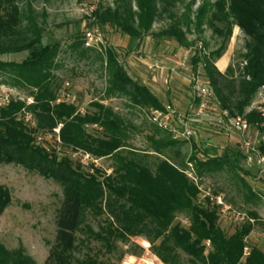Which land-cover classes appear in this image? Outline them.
Returning a JSON list of instances; mask_svg holds the SVG:
<instances>
[{"label": "trees", "instance_id": "obj_1", "mask_svg": "<svg viewBox=\"0 0 264 264\" xmlns=\"http://www.w3.org/2000/svg\"><path fill=\"white\" fill-rule=\"evenodd\" d=\"M113 1L114 7L99 4L92 10L87 28L109 25L131 39L151 34L158 39H174L180 47L187 48L184 45H188V40L179 20L156 33L152 31L155 20L176 0H137L136 9L132 0ZM22 3L26 4L25 9ZM197 19L198 27L208 25L221 42L209 54L196 52L192 57L193 69H202L201 75L209 81L213 98L221 108L228 109L231 115L241 114L259 87L264 86V0L208 1L200 8ZM235 26L248 37L246 52L242 54L245 64L240 68L237 84L229 81L231 65L224 73L216 66L227 50ZM43 33L31 0H0V54L28 52L22 61L0 60V85L25 89L26 96L34 100L27 104L11 98L0 107V164L23 166L63 187L56 237L45 264L97 263L92 256L82 260L74 256L77 232L82 230L88 214L104 219L98 230L87 225L85 239L101 242L109 250L118 241L127 243L131 237L142 236L152 242L153 252L165 264H184L179 251L187 254L189 264H264V250L258 246H249L250 254L243 259L246 239L255 224L234 225L229 234L223 230L219 207L209 197L200 199L199 184L176 162L179 150L174 148L177 142L171 133L154 125L155 135L149 139L159 160L152 169L136 150H129L127 126L112 107L93 101V110L81 112L75 102L57 101L63 90L53 70L58 66L61 44H43ZM79 48L83 56L94 51L84 46L81 35L72 44L73 50ZM100 59L109 73L108 96H124L142 109L163 107L150 87L129 75L114 50L107 48L106 56ZM26 113L32 115L35 125L26 121ZM247 118L264 133V117L259 112L253 111ZM160 131L166 132L168 139H157ZM47 135H52L54 142L45 138L40 141L41 136ZM58 148L72 154L83 150L96 158L113 157L115 164L111 172L95 165L86 167L68 155L60 156ZM193 149L195 154L189 162L195 163L199 176L228 164L242 170L237 159L231 161L227 153L210 154V148L198 147L195 142ZM261 150L264 153V141ZM242 180L249 199L257 197ZM11 200L9 189L0 185V215ZM178 213H188V227L175 222ZM249 214L259 223L257 212ZM0 264L35 263L23 248L8 251L0 243Z\"/></svg>", "mask_w": 264, "mask_h": 264}, {"label": "rangeland", "instance_id": "obj_2", "mask_svg": "<svg viewBox=\"0 0 264 264\" xmlns=\"http://www.w3.org/2000/svg\"><path fill=\"white\" fill-rule=\"evenodd\" d=\"M136 1L132 0L135 9ZM208 1L215 0H176L174 5H169L167 11L155 20L152 31L156 33L173 24L175 20H179L182 22L181 26L188 40V45L184 47H192L195 53H211L220 46L221 39L213 34L208 25L197 26L198 12ZM31 3L38 23L44 28L42 43L60 42L61 44L57 58L58 66L53 70L59 79L60 90L70 94L69 100L75 102L81 112L93 110L91 106L93 101H101L112 107L127 126L129 150H136L143 162L155 169L159 156L152 151L149 137L155 135L156 127L148 121L143 109L133 106L126 97L108 96L109 73L106 63L102 62L100 56H106L107 48L114 50L131 77L150 87L164 104L171 103L182 111H190V107L194 104L192 88L188 82L193 71V56L185 60L183 47H180L174 39H158L151 34L131 39L123 35L116 27L109 25L100 26L106 40L105 48L102 51L89 50L83 56L82 48L72 49L76 36L83 37L84 31L88 29V17L91 16L95 7L99 4L114 7V1L31 0ZM22 8H26L25 3H22ZM247 38L244 32L235 26L227 50L223 54L228 58V66H232L233 72L229 81L233 84L238 83L240 68L245 64L242 54L246 52ZM27 56L28 52L0 54V60L22 61ZM153 64L159 67L156 70L150 69ZM172 67L175 68L173 72ZM200 70L202 74V69ZM9 90L14 94L16 92L21 95L27 94L25 89L0 85V94L4 95L3 93L10 92ZM212 102L220 107L216 97L212 99ZM260 107L264 109V86L259 87L241 114L247 116L257 111L264 117ZM192 123L198 131V137L190 140L175 138L177 145L174 148L179 150L176 162L199 184L201 200L209 197L212 202L220 195L222 200L224 198L226 203L239 211L257 212L260 221L255 223V228L247 237V242L249 246H258L264 250V180L259 178L258 168L240 152L236 136L220 130L212 117H193ZM253 129L257 130L254 126ZM160 132L157 139H168L166 132ZM41 137L40 141L45 138L49 142H54L52 135ZM194 142L198 147L210 148V154L215 151L219 155L229 154L231 161L237 159L242 170L230 168L228 164L222 169L199 176L195 163L189 162L195 154ZM57 150L60 156L68 155L82 164L81 158L84 151L79 150V153L74 156L61 148ZM166 152L171 154L170 149ZM197 156L202 157L201 154ZM88 164L85 166L95 165L91 161ZM97 164V167L111 172L115 160L113 157L99 158ZM242 179L253 188V191L258 194L257 197L249 199L250 193ZM0 185L8 188L12 197L11 203L0 215V243L8 251L23 248L24 254L30 256L35 264H45L56 237V218L63 199V187L53 179L45 178L37 172L14 163L0 164ZM220 211L219 207L220 226L227 234L232 233L234 224L226 221ZM103 219L104 216L92 214H88L84 219L82 230L77 232L78 245L74 251L75 258L82 260L92 256L96 259V264H165L153 252L152 242L146 237H131L127 243L118 241L110 250L101 242L85 239L87 225L98 230L99 223ZM175 222L188 227V213H178ZM179 255L184 264H189L187 254L179 251ZM75 264L79 263L75 262Z\"/></svg>", "mask_w": 264, "mask_h": 264}, {"label": "built area", "instance_id": "obj_3", "mask_svg": "<svg viewBox=\"0 0 264 264\" xmlns=\"http://www.w3.org/2000/svg\"><path fill=\"white\" fill-rule=\"evenodd\" d=\"M84 46L89 49H99L102 51L105 48L106 40L103 37V32L98 27L88 28L83 34ZM185 53V60L190 56L195 55V51L192 47L182 49ZM159 66L153 64L150 69L156 70ZM188 69V67H186ZM191 69V68H190ZM171 71H175L172 67ZM189 85L192 88V97L194 104L190 107V111H182L171 103H166L162 108L143 109L147 119L150 123L158 128L165 130L172 134L176 139L190 140L198 137V131L192 123L193 117H212L218 126V128L224 132L234 134L237 138V145L240 152L246 156L247 160L254 164L260 173L259 178L264 180V153L261 150L262 143L264 141V133L258 128L254 131L252 124L244 114L231 115L228 109L220 108L213 104V92L209 88V81L201 76V70L192 71L188 80ZM10 91V90H9ZM4 95L0 94V107L7 104L11 98H18L27 104L33 103V97L16 94L10 92H4ZM70 94L68 92H61V95L57 99L58 102L63 100H69ZM261 113L264 116V109L260 107ZM25 119L35 125L32 115L30 113L25 114ZM59 128L55 129L56 133H59ZM59 140V138H57ZM83 151V150H82ZM79 152H75L76 156ZM92 154L85 152L82 154L81 162L84 165H89L91 161L95 165L98 163L99 158H96ZM98 165V164H97ZM96 165V166H97ZM214 202V203H213ZM212 203L220 207V212L223 218L231 224L242 226L245 224H255L256 219L249 213L239 211L232 207V205L226 203L224 198L219 195L213 199ZM209 245V242L207 243ZM250 247L246 239V245L244 247L243 259L250 254Z\"/></svg>", "mask_w": 264, "mask_h": 264}, {"label": "crops", "instance_id": "obj_4", "mask_svg": "<svg viewBox=\"0 0 264 264\" xmlns=\"http://www.w3.org/2000/svg\"><path fill=\"white\" fill-rule=\"evenodd\" d=\"M217 67L221 72H224L228 66V58L227 56L223 55L218 61L216 62Z\"/></svg>", "mask_w": 264, "mask_h": 264}]
</instances>
